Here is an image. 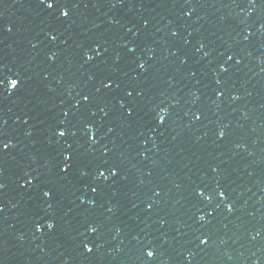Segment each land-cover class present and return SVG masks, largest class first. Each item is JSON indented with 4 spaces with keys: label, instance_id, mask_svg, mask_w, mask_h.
<instances>
[{
    "label": "water",
    "instance_id": "water-1",
    "mask_svg": "<svg viewBox=\"0 0 264 264\" xmlns=\"http://www.w3.org/2000/svg\"><path fill=\"white\" fill-rule=\"evenodd\" d=\"M0 80V264H264V0H0Z\"/></svg>",
    "mask_w": 264,
    "mask_h": 264
},
{
    "label": "snow or ice",
    "instance_id": "snow-or-ice-1",
    "mask_svg": "<svg viewBox=\"0 0 264 264\" xmlns=\"http://www.w3.org/2000/svg\"><path fill=\"white\" fill-rule=\"evenodd\" d=\"M41 2H42V3H45L48 9H53V8H55V7L57 6V0H41ZM60 8H61L60 15H61L62 17L67 18V17L70 15V11H69V9H68L65 5H60ZM145 23H147V21H145ZM9 30H10V29H9ZM53 39H55V37H53ZM96 47H97V51H96L95 53H93V54H87V59H88L89 61L95 59L96 56L102 55V53L98 50V49H99V45H97ZM201 47H203V45H201ZM205 55H207V53H205ZM233 58H234L233 55H226V60H227V61H232ZM221 66L223 67V65H221ZM140 67L143 68V67H144V64H141ZM225 70H226V69H225ZM9 79H10V84H11L12 89H16L17 87L20 86V84H21V79H20L19 77H16V78H9ZM3 82H4L3 80H0V84H3ZM113 83H114V82H113L111 79H109V80L105 83L104 86H105V87H111V86L113 85ZM127 94H128V95H132L133 93H132L131 91H129ZM217 95H219V96H223L224 93H223L222 91H218V92H217ZM89 99H90V97L87 96V95H85V96L83 97V100H84V101H88ZM162 111H166V109H162ZM106 114H107V113H105V115H106ZM128 114H129V115L132 114V110H131V109L128 110ZM196 118L199 119L200 116L197 115ZM164 121H165V117H164V116H160V117H159V122H160V123H164ZM88 127L91 128L92 125H88ZM67 134H68V133H67V130H66V129H64V128H62V127L59 128V129H57V135H58L60 138H63V137L66 136ZM219 136H220L221 138H223V137L225 136V132H224V131H220ZM91 139L93 140V142L96 141V137H95V136H92ZM12 146H13L12 141H5V140H3V139H0V152H3V151L8 150V149H9L10 147H12ZM69 147H71V145H69ZM71 164H72V153H71V152H65V153H64V163H63L62 166H61V171H62L64 174L69 173L70 170H71ZM105 173H107V177H115L116 175L119 174V169L116 168L115 166H113L111 169H104V170L99 171V175H100L101 177H105ZM107 177H106V178H107ZM34 181H35V177L29 176V177H28V180L25 181V184H27V183H31V182H34ZM4 187H5V185H4L3 183H0V189H3ZM91 191H92L93 193H96V192L99 191V189H98L97 187H93V188H91ZM43 195H44L45 197L51 199L52 196H53V193H52V191H51L50 189H46V190H44ZM201 195H203V192H201ZM220 196H221V197H225L226 194L222 191V192H220ZM209 199H211V197H209ZM89 203H91V204L94 206L95 203H96V201H95V199H93V200H90ZM49 207H51V205H49ZM148 207H149V209H150L152 206L149 205ZM227 207H228V210H229V211H231L232 208H233V206H232L231 204H228ZM204 218H205L204 214H201V215L199 216V220H201V221H203ZM47 226H48V228H52L54 225H53V223L49 222ZM37 227H40V225H37ZM88 230H90L92 233H96L98 229H97V227H96L95 225H89V229H88ZM208 241H209V238L205 235V236H203V237L200 238V241H199V242H200L201 245H206V244L208 243ZM85 247H86V249H87V251H88L89 253H91V252L93 251V248H92L91 246L85 245ZM146 254H147V256L150 257V258L153 257V256L155 255V253H154V251H153L152 248L147 249V253H146Z\"/></svg>",
    "mask_w": 264,
    "mask_h": 264
}]
</instances>
